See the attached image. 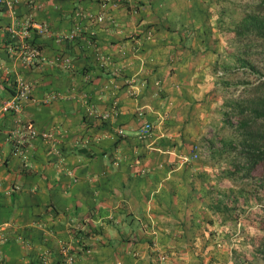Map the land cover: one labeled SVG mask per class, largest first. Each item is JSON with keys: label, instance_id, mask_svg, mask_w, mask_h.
Listing matches in <instances>:
<instances>
[{"label": "crops", "instance_id": "1", "mask_svg": "<svg viewBox=\"0 0 264 264\" xmlns=\"http://www.w3.org/2000/svg\"><path fill=\"white\" fill-rule=\"evenodd\" d=\"M198 1L0 0V103L28 94L0 111V264L193 258L209 207L173 84L205 46ZM19 120L39 132L20 153Z\"/></svg>", "mask_w": 264, "mask_h": 264}, {"label": "rangeland", "instance_id": "2", "mask_svg": "<svg viewBox=\"0 0 264 264\" xmlns=\"http://www.w3.org/2000/svg\"><path fill=\"white\" fill-rule=\"evenodd\" d=\"M257 2L199 0L195 4L193 40L205 46L193 54L194 76L173 84L183 110L186 153L191 157L193 144L199 147L191 158L193 170L200 174L191 180L194 186H201L209 207L198 213L203 226L208 220L209 232L200 233L205 236L192 244L196 253L186 264H264V251L259 246L264 235L260 228L264 185L227 170L239 149L232 107L243 93L240 81L257 79L255 72L233 60L236 42L232 28L243 10ZM228 140L234 148L223 146ZM219 149L223 150L217 153Z\"/></svg>", "mask_w": 264, "mask_h": 264}, {"label": "trees", "instance_id": "3", "mask_svg": "<svg viewBox=\"0 0 264 264\" xmlns=\"http://www.w3.org/2000/svg\"><path fill=\"white\" fill-rule=\"evenodd\" d=\"M232 31L236 42L233 60L237 65L255 72L257 79L240 81L243 93L232 107L239 149L227 170L251 177L264 185V0H258L244 9ZM225 114L228 118L229 114ZM230 145L228 140L223 146L234 148ZM223 149L216 152L220 153ZM207 222L204 221L205 226L202 224V232L206 234L209 232ZM260 228L264 231V207ZM261 240L259 246L264 251V235Z\"/></svg>", "mask_w": 264, "mask_h": 264}, {"label": "built area", "instance_id": "4", "mask_svg": "<svg viewBox=\"0 0 264 264\" xmlns=\"http://www.w3.org/2000/svg\"><path fill=\"white\" fill-rule=\"evenodd\" d=\"M39 50L36 46H31L29 48L28 54L29 55H37ZM27 88L21 82L15 84L12 93L4 98L0 103V111L1 112H10V113H17L20 110L22 102L27 99ZM138 115L141 114V111L137 112ZM16 136L14 142V148L17 152H21V145L27 138H32L38 135V131L35 129L34 125L30 121H21L17 122ZM150 129V123L148 121H143L139 127L138 133L143 136L145 135ZM40 135L47 136L46 132H40ZM192 155L191 157H195L197 152L199 151V147L196 143L192 146ZM68 259H71V256H68Z\"/></svg>", "mask_w": 264, "mask_h": 264}]
</instances>
